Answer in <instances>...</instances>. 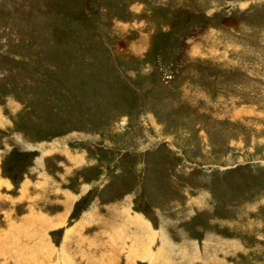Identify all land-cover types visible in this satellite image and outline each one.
Here are the masks:
<instances>
[{"label": "rangeland", "instance_id": "rangeland-1", "mask_svg": "<svg viewBox=\"0 0 264 264\" xmlns=\"http://www.w3.org/2000/svg\"><path fill=\"white\" fill-rule=\"evenodd\" d=\"M0 264H264V0H0Z\"/></svg>", "mask_w": 264, "mask_h": 264}]
</instances>
